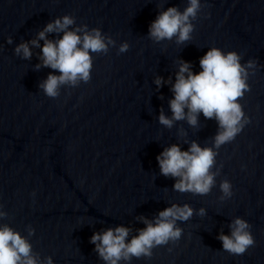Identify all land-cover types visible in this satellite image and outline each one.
<instances>
[{
  "label": "water",
  "instance_id": "95a60500",
  "mask_svg": "<svg viewBox=\"0 0 264 264\" xmlns=\"http://www.w3.org/2000/svg\"><path fill=\"white\" fill-rule=\"evenodd\" d=\"M186 3L0 0V206L7 213L0 223L26 236L32 226L28 239L38 259L105 264L88 239L93 231L124 224L130 238L144 226L141 215L151 219L172 202H187L193 213L177 220L183 229L178 241L120 264H264V0H201L189 40L157 42L147 35L157 7L183 9ZM64 13L77 24L100 27L116 43L92 53L88 81L63 84L50 97L38 82L56 70L34 67L39 47L30 45V58L13 50ZM124 40L129 47L119 52ZM212 45L235 49L241 63L257 59L259 66L249 69V89L237 97L250 119L216 148L210 191L181 192L172 187L171 175L160 172L156 154L171 143L212 145L217 121L201 113L196 125L186 119L162 124L161 109L171 115V80L157 88L153 78L174 79L180 58L199 70V57ZM223 179L231 181L232 195L222 198ZM236 216L250 222L255 240L241 254L222 249L217 238L219 231L229 232Z\"/></svg>",
  "mask_w": 264,
  "mask_h": 264
},
{
  "label": "clouds",
  "instance_id": "9594fccd",
  "mask_svg": "<svg viewBox=\"0 0 264 264\" xmlns=\"http://www.w3.org/2000/svg\"><path fill=\"white\" fill-rule=\"evenodd\" d=\"M157 8L159 10L147 26V35L151 39L159 42L175 37L177 43L190 39L194 28L192 20L201 8V0H187L183 9L175 4ZM75 20L70 13L55 16L34 37L21 40L14 47L15 54L30 58V45L38 46V62L34 67L44 65L56 70L49 71L38 82V87L47 96H58L63 84L75 85L78 81H88L93 66L92 53L106 52L110 44L116 43L100 27L89 28L86 23L77 24ZM48 33L59 35L50 38ZM6 39L11 42L12 38L8 36ZM128 47V41H121L118 51L123 52ZM199 66V70L193 71L191 61L180 58L174 79L160 75L153 78L157 88L171 80L172 96L168 99L171 115H166L161 109L158 120L170 127L174 120L179 119L196 125L201 113L205 117L215 118L217 131L213 143L201 145L192 140L187 148L171 143L156 154V161L162 174L174 178L172 187L175 190L205 194L215 183L216 172L212 171V165L216 148L232 140L250 119L237 97L243 96L250 87L247 82L249 69L255 70L259 65L256 58L241 63V55L235 49L225 50L212 45L199 57ZM219 187L222 198L232 195L229 179L221 180ZM197 211L203 214L205 209L200 207ZM192 213L193 208L189 203L172 202L159 209L151 219L141 215L139 219L144 226L137 228L136 234L130 238L129 226L117 224L93 231L88 239L105 264H120L122 259L128 261L132 256H151L156 245L178 241L183 229L177 220H186ZM5 215L6 211L0 206V218ZM34 231L29 225L26 236L9 223H0V264H54L51 256L41 260L33 252L28 236ZM217 238L221 241L222 249L235 254L244 253L255 243L251 224L242 216L234 217L229 222V232L219 231Z\"/></svg>",
  "mask_w": 264,
  "mask_h": 264
}]
</instances>
